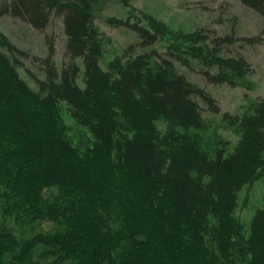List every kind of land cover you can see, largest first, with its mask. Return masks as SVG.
Returning <instances> with one entry per match:
<instances>
[{"label": "trees", "instance_id": "trees-1", "mask_svg": "<svg viewBox=\"0 0 264 264\" xmlns=\"http://www.w3.org/2000/svg\"><path fill=\"white\" fill-rule=\"evenodd\" d=\"M102 1L0 0V18L40 32L61 19L67 56L58 68L49 39L32 87L25 51L0 31V264H264V207L248 226L236 216L239 192L264 177V100L222 113L178 68L236 87L250 65L224 55L231 35L171 30L130 8L107 21L138 39L103 68ZM239 2L264 19V0ZM205 112L233 145L202 144Z\"/></svg>", "mask_w": 264, "mask_h": 264}, {"label": "rangeland", "instance_id": "rangeland-1", "mask_svg": "<svg viewBox=\"0 0 264 264\" xmlns=\"http://www.w3.org/2000/svg\"><path fill=\"white\" fill-rule=\"evenodd\" d=\"M130 7L122 5L120 0H104L96 7L95 23L105 36L104 53L101 66L107 67L108 62L129 44L138 38L135 33L124 27H114L108 23L111 17L126 18L128 9L144 11L155 18L164 21L171 30L185 31L204 28L214 31L218 35H231L232 43L224 46V55H240L250 65L252 73L241 81L236 87L229 85H215L207 82L198 71H191L178 66L185 77L198 86L206 89L221 112L229 114L242 113L250 101L264 100V19L250 8L244 6L239 0H126ZM0 31L21 50L26 57L20 60L23 66L19 69L21 77L34 86L31 74L40 77L41 70L33 57L46 56L48 40L54 44V60L58 68L67 61L65 52L66 38L63 34L61 19H53L43 31H37L25 22L10 16L0 18ZM255 38L256 42L248 43L244 38ZM156 47L163 50L161 43ZM210 121V128L202 133V144L212 152L217 146L218 138L227 139L233 145L238 139L236 133L227 129L221 121L220 114L205 112ZM67 124L74 126L64 115ZM158 127L163 130L166 122L157 121ZM264 207V177L245 186L238 194V208L236 216L248 226L257 209ZM46 225L29 227L17 226L18 233L30 235L33 232L44 230Z\"/></svg>", "mask_w": 264, "mask_h": 264}]
</instances>
